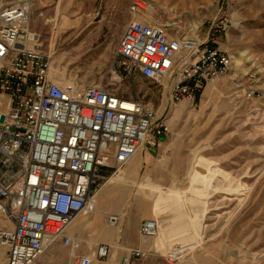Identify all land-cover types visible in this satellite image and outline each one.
Returning a JSON list of instances; mask_svg holds the SVG:
<instances>
[{
  "label": "rangeland",
  "instance_id": "rangeland-1",
  "mask_svg": "<svg viewBox=\"0 0 264 264\" xmlns=\"http://www.w3.org/2000/svg\"><path fill=\"white\" fill-rule=\"evenodd\" d=\"M133 1L40 0L29 22V30L43 37L52 54L59 86L69 79L76 87L105 85L119 96H136L169 126L156 147L143 150L152 157L129 188L131 201H143L142 212L125 208L128 215L120 223L124 236L118 244L95 243L106 242L111 247L107 261L120 264L132 248L149 255L130 264H264V0H142L149 5L147 18L180 22L201 40L210 22L225 20L215 34L219 47L232 57L231 69L193 100L175 104L169 100L168 80L153 82L116 56L124 21L126 26L134 18L129 13ZM43 5L46 12L40 16ZM62 15L77 23L58 31ZM209 85L214 86L207 91ZM246 90L254 92L252 97L244 95ZM4 106L0 99V111ZM115 206L121 205L115 201ZM153 218L162 224L161 252L152 246L155 238L138 232L142 219ZM91 233L77 236L82 253ZM58 250L50 261L65 264L73 252ZM171 253H180L179 258L173 260ZM0 264H6L3 254Z\"/></svg>",
  "mask_w": 264,
  "mask_h": 264
},
{
  "label": "built area",
  "instance_id": "built-area-1",
  "mask_svg": "<svg viewBox=\"0 0 264 264\" xmlns=\"http://www.w3.org/2000/svg\"><path fill=\"white\" fill-rule=\"evenodd\" d=\"M36 1L0 0V245L6 264H55L58 246L72 251L65 264H115L111 247L98 243L88 253L67 230L79 215L95 208L94 197L110 174L123 168L143 147L154 148L169 133L162 115L138 97H123L105 85L61 87L51 79L52 55L43 37L29 31ZM148 4L134 0L116 45L124 65L153 81L167 78L169 100H193L208 83L225 75L232 57L217 41L225 20L212 21L201 40L180 22L155 23L144 15ZM41 6L39 15L43 16ZM213 32V33H212ZM254 92L246 90L245 96ZM116 226L119 217L106 213ZM143 238L157 232L155 219H142ZM60 253V252H59ZM149 255L132 248L130 264Z\"/></svg>",
  "mask_w": 264,
  "mask_h": 264
},
{
  "label": "bare ground",
  "instance_id": "bare-ground-1",
  "mask_svg": "<svg viewBox=\"0 0 264 264\" xmlns=\"http://www.w3.org/2000/svg\"><path fill=\"white\" fill-rule=\"evenodd\" d=\"M160 1V0H159ZM158 1V2H159ZM164 3H167L171 0H163ZM135 19H138L140 20L141 18L140 17H134ZM77 21H72L70 18H68L66 15H62V19H61V27L58 28L57 30H64L74 24H76ZM30 31V30H29ZM53 35V34H52ZM194 35V34H193ZM195 36V35H194ZM52 55V54H51ZM236 63H238L237 60H235ZM55 71L53 69V65L51 66V79L53 80V82H55L57 85L58 84V80H56L55 78ZM117 77V76H116ZM167 80V78H165ZM119 81V80H118ZM67 83H62V87H68V86H72V87H76V82L72 81V80H67L66 81ZM214 85H209L208 88H207V91L209 90H212ZM6 111V103H5V106H4V109L2 110V112ZM140 159V158H139ZM140 166H141V162L139 160L138 163H136L133 167V170L132 172H126L124 173L122 170L117 173V176L115 178H107L108 181H109V185L103 190V192H110V193H113L114 194V197L112 200H109V203L110 202H115L118 203V205H121L120 207H118V210L117 209V206L116 209H115V212H111V213H115L118 215L119 217V222L116 226H110L109 224H107V222H104L103 221V218L101 217L100 213H99V210H98V204H97V198L96 196L94 197V200H95V208L93 210L92 213L88 214V215H82L83 217H87L89 215H92L94 216V219L93 221L91 222L88 218H82V217H76L70 224L69 226L67 227V230L68 232H73V231H77V233H79L81 230H83L82 228H84V226H96L98 227V232H96L100 237L101 236H107L110 234V232H119L120 230V223H121V219L123 216H125V208L126 210H129L131 209V212H134L135 214H138L140 212H142V200L140 197H137V198H134L133 201H131V199L129 198L130 195H129V188L135 184L136 182V179H137V176H138V171L140 169ZM108 183V182H107ZM118 184V185H117ZM111 186H113V189L110 188ZM104 188V187H103ZM102 188V189H103ZM129 192V193H128ZM142 193V192H141ZM140 196V195H139ZM115 207H113V204H109V210H112L114 209ZM123 208V209H122ZM103 216V215H102ZM154 219V218H153ZM156 220V219H155ZM135 221V220H134ZM157 222V231L156 232V235L152 238H155L152 242L154 246H158L159 243H160V240H161V237H162V224H159L158 221L156 220ZM6 223H4L5 225ZM129 227V226H128ZM130 228V227H129ZM82 233V232H81ZM95 233V234H96ZM76 235V234H75ZM91 234H88V236L91 237V239H86L85 240V244H86V250H84V253H87L89 252V249H92L93 245L94 244H97L95 243L96 241L93 239V237L91 236ZM96 235V236H98ZM95 236V235H93ZM95 236V237H96ZM112 236V235H111ZM77 238V236H75ZM110 237V235H109ZM114 237V236H112ZM109 239V238H108ZM112 239V238H111ZM88 248V249H87ZM180 253H175L174 255L171 253V257L173 258V260H177L179 257L177 255H179ZM115 262H118L117 260L114 261ZM116 264V263H115ZM117 264H120L119 262ZM179 264V262H178Z\"/></svg>",
  "mask_w": 264,
  "mask_h": 264
},
{
  "label": "crops",
  "instance_id": "crops-1",
  "mask_svg": "<svg viewBox=\"0 0 264 264\" xmlns=\"http://www.w3.org/2000/svg\"><path fill=\"white\" fill-rule=\"evenodd\" d=\"M58 7H59V5H58ZM57 6L55 7V12H56V17H57ZM46 12V10L44 11V13ZM119 21H118V25H119ZM120 26V25H119ZM124 28H125V21H124ZM51 39H52V36H51ZM55 39V38H54ZM46 49V48H45ZM57 76L55 75V79L56 80H58L57 78H56ZM164 137H163V135H160L159 137H158V140H162ZM145 149V147H143V148H141L139 151H137L134 155H133V157L130 159V160H128V162L126 163V165L124 166V168H121V169H119L118 171L120 172L121 170L124 172V173H126V172H132V170H133V167H134V165L136 164V163H138L139 162V160H140V162H141V166H140V169L139 170H141V168H142V166L144 165V164H146V163H148L149 161H150V159H151V157H152V155L151 154H149V153H146V152H144L143 150ZM140 158V159H139ZM118 172V173H119ZM138 173H139V171H138ZM110 188H112L113 189V187L111 186ZM113 197H114V194L113 193H110L109 191L108 192H103V189H101L100 191H99V193L97 194V196H96V200H97V204H98V210H99V213H100V215H101V217L103 218V216L105 215V212L107 211V210H109V204H113V202H110L109 203V200H112L113 199ZM112 201H114V200H112ZM123 209V208H122ZM117 210H118V207H117ZM126 211H128V210H126ZM125 214H126V212H125ZM93 215V214H92ZM103 215V216H102ZM126 215H128V214H126ZM138 218L140 217V218H142L143 217V215L142 214H139L138 216H137ZM136 217V219H135V223H134V225L133 226H135L136 225V227L135 228H137V218ZM93 219H94V216H92V218L91 219H89L91 222L93 221ZM1 225H4V222H3V220H2V218L0 217V226ZM163 227H165V225L163 226ZM83 230H81L79 233H77V231H73L72 233L71 232H69L70 234H73L74 236H79V235H81L83 232H88V231H91L92 232V237H93V239L97 242V241H111V242H113V243H115V244H118V240L120 239V238H122L124 235H123V229H122V226L120 227V230H119V232L117 233V232H110V237H109V235H107V236H99L96 232H98V227H96V226H84V228H82ZM130 229V228H129ZM164 229H166V228H164ZM82 232V233H81ZM96 233V234H95ZM76 234V235H75ZM93 235H98V236H93ZM114 236V237H112V236ZM109 238V239H108ZM112 238V239H111ZM101 243H104V244H107L106 242H101ZM150 245H152V243H150ZM156 250H158V251H162L161 249H160V244L156 247V246H154V245H152ZM4 248V247H3ZM123 253H125V252H123ZM5 255L6 256V249H2V248H0V255ZM68 256H69V254H68ZM118 262H119V260H118ZM118 262H115L116 264L118 263Z\"/></svg>",
  "mask_w": 264,
  "mask_h": 264
},
{
  "label": "water",
  "instance_id": "water-1",
  "mask_svg": "<svg viewBox=\"0 0 264 264\" xmlns=\"http://www.w3.org/2000/svg\"><path fill=\"white\" fill-rule=\"evenodd\" d=\"M4 119H5V115L4 114H1L0 115V123H2L4 121Z\"/></svg>",
  "mask_w": 264,
  "mask_h": 264
}]
</instances>
